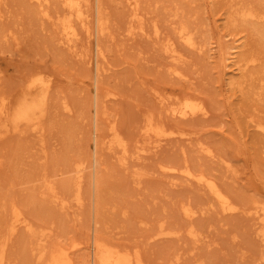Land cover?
<instances>
[{"label":"rangeland","instance_id":"374dc122","mask_svg":"<svg viewBox=\"0 0 264 264\" xmlns=\"http://www.w3.org/2000/svg\"><path fill=\"white\" fill-rule=\"evenodd\" d=\"M249 1L138 0L135 18L127 0H98L105 26L97 132L101 213L93 225L90 171L83 174L80 204L72 200L74 175L53 174L66 162L82 161L91 153L94 62L90 60L94 61L96 0L83 3L84 20L77 25L78 37L71 46L55 29V19L64 13L58 0H49L43 8L30 0H0V99L9 105L29 89L46 96L40 130L23 127L21 133L9 132L0 139L2 264H44L35 258L36 248L43 247L47 256L72 240L81 242L71 253L75 264H86L94 229L104 243L137 253L144 264H264V240L255 234L259 218L246 212L253 199L264 204V134L253 126L264 124V97L247 95L249 80L241 88L228 85L230 77L242 81L247 73L264 69V43L247 24L228 22L231 7ZM42 10L51 18L43 17ZM182 23L193 29L201 50L175 39L173 29ZM167 39L182 60L172 61L163 53ZM220 43L241 45L235 57L255 56L258 61L224 74L219 66ZM172 68L183 76L170 74ZM33 73L45 78L47 85L29 88ZM188 95L202 100L206 115L169 116V101ZM148 116L190 135L165 140L156 153L141 152L152 140L143 132ZM115 134L125 153L108 147ZM183 165L229 192L238 210L221 213L203 186L181 177ZM43 173L56 187L55 199L43 186ZM56 199L65 200V208ZM185 203L198 210L191 222L198 235L195 243L180 211ZM12 207L20 210L36 235H42L41 242L22 228L10 233ZM159 228L176 234L159 236Z\"/></svg>","mask_w":264,"mask_h":264},{"label":"bare ground","instance_id":"6f19581e","mask_svg":"<svg viewBox=\"0 0 264 264\" xmlns=\"http://www.w3.org/2000/svg\"><path fill=\"white\" fill-rule=\"evenodd\" d=\"M36 3L40 8H43L49 0H30ZM64 10L63 15L57 17L55 20V29L59 34L60 40L65 45L71 46L78 37L77 25L82 26L84 20V14L82 11L83 3L86 0H58ZM138 0H127L128 5L132 6L133 17L136 18ZM136 11V12H135ZM43 17L50 19L51 16L45 10H42ZM229 25H248L249 29L258 36L259 40L264 43V0H252L243 4L231 7V12L228 17ZM153 26V34L157 36L159 29L156 24ZM105 32L104 21L102 18L101 10L99 8L98 0H96L95 8V20L92 35L94 36L93 48H94V61L90 60V63L94 62L93 70V91L91 99L92 107V133H91V153L86 155L82 161L79 162H66L64 168L57 169L53 174V177H59L65 174L72 173L74 175L71 183L73 201L76 204L81 202V187L83 174L85 171H90L92 182V206H93V225L98 223L100 218V206H101V181L99 175V168L102 165V159L100 156L101 142L98 139V125L100 117V103L102 98V92L99 85V77L102 69L100 67V60L103 59L102 55V38ZM175 39L187 48L201 50L202 45L198 44L194 35L193 29L187 24L182 23L178 27L173 29ZM223 37V36H222ZM236 41V40H235ZM220 42H223L220 39ZM221 44V43H220ZM219 44V66L222 68L224 74L227 70L235 71L245 70L249 66H253L258 58L255 56L247 57H235L236 52L242 47L238 45H220ZM163 53L172 61H180L183 55L175 48L173 42L170 39L165 40L162 46ZM264 65V64H263ZM233 68V69H231ZM104 70V69H103ZM169 73L175 76L182 77L183 74L175 68L169 70ZM260 73V76L259 74ZM255 76V77H254ZM243 78V77H241ZM249 80L246 93L249 96H255L260 98L264 97V69L261 71H255L247 73L242 81L240 78H231L228 81L230 86H238L241 88L242 84ZM48 81L43 78L39 73H33L29 76L28 87L37 88L40 85H47ZM33 90L29 89L22 95L17 97L11 104L5 101V98L0 99V139L3 135L9 132H22L23 127H29L33 130H40V122L46 113V96L44 93H32ZM110 96L111 94H106ZM104 95V96H106ZM64 109H67V105L64 103ZM169 116L178 119H187L195 116H205L207 113L206 107L201 99L193 96H176L169 101L168 108L166 109ZM252 121V120H250ZM254 128L261 134H264V124L261 122L255 123ZM143 132L149 135L152 140L149 142L150 146L146 149H141V152L156 151L161 147L162 142L173 137H188L190 133L168 129L164 125H159L154 122L151 117H147L144 125ZM109 148L118 147L123 153L126 152L121 140L115 134L114 138L108 143ZM201 150L208 155L212 156L211 150L208 147H202ZM165 171H174V168H168L162 166ZM233 174L236 172L229 167ZM174 169V170H173ZM180 175L186 181H193L203 186L221 213L231 214L238 210V205L234 201L229 192L222 189L218 184L210 178H207L203 173H193L187 165H183L180 168ZM43 186L48 194L54 199L56 196V187L52 183L49 175L43 173L42 175ZM41 178V177H40ZM261 189L264 191V185L261 184ZM62 208H65V200L56 199ZM213 206V204H211ZM180 211L184 219L189 222L187 228V235L193 239V243L198 241V235L191 225L192 219L197 214L198 210L194 209L189 203L181 204ZM247 213L259 218L260 228L256 231V235L260 237V240H264V204L257 199L251 200V205L246 210ZM17 228H22L29 232L31 236L35 237V240L41 242V234L36 235L32 225L26 219V217L16 207L11 209V222L10 233L15 232ZM157 235L169 236L175 235V231H164L159 228ZM89 241V251L87 253L86 264H144L137 253L130 254L127 251L120 250L114 246L104 243L97 234L94 233ZM81 242L72 240L66 247H54L45 256L43 247L36 248L35 258L37 261H43L44 264H75L71 253L80 248ZM2 252V251H1ZM176 262L178 258L175 259ZM3 263V254L0 253V264ZM175 264V262L170 263Z\"/></svg>","mask_w":264,"mask_h":264}]
</instances>
